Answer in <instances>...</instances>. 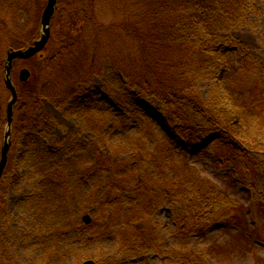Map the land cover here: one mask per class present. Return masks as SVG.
Returning a JSON list of instances; mask_svg holds the SVG:
<instances>
[{"label": "trees", "instance_id": "16d2710c", "mask_svg": "<svg viewBox=\"0 0 264 264\" xmlns=\"http://www.w3.org/2000/svg\"><path fill=\"white\" fill-rule=\"evenodd\" d=\"M24 1L7 0L12 6H2L0 0V154L10 100L4 83L6 54L38 39L39 26L33 28L27 21L44 8L31 6L34 0ZM256 1L74 0L66 4L69 7L58 2L51 40L41 56L29 60L30 82L19 83L22 62L14 63L12 79L19 100L9 162L0 183V262H7L12 249L1 224L8 215L5 178L17 168L24 170L23 180L27 173L37 180L25 204L43 264L64 262L76 246L96 244L113 233L119 239L118 254H164L156 220L163 205L174 207L178 242L177 249L165 254L166 264H206L210 258L225 264L219 247L202 249L189 243L193 235L204 232L212 215L220 219L228 214L225 192L195 177L183 148L167 143L149 147L144 139L132 138L114 147V138L127 133L129 122L113 119L86 94L94 92V81L109 66L127 83L130 95L139 91L163 105L188 147L217 135L206 147L214 144L223 163L235 165L237 175L247 182L239 172L253 169V154L264 152V108L258 99L244 95L249 89L245 73L252 68L261 76L263 70L247 45L231 33L248 23ZM104 14L111 16L109 23L100 20ZM207 81H217L210 99L198 92ZM254 86L258 91L257 81ZM44 102L57 109L70 107L87 137L71 141L61 153L54 151L58 143H33L35 135L43 140L52 122ZM255 124L253 141L244 128ZM83 208L96 215L91 226L82 225ZM238 228L236 236L252 245V237Z\"/></svg>", "mask_w": 264, "mask_h": 264}, {"label": "rangeland", "instance_id": "374dc122", "mask_svg": "<svg viewBox=\"0 0 264 264\" xmlns=\"http://www.w3.org/2000/svg\"><path fill=\"white\" fill-rule=\"evenodd\" d=\"M59 1L62 2L61 6L69 7L66 4H70L69 2L74 0ZM24 2L26 1L18 0V4ZM46 2L47 0H34L31 6L37 7L43 4L45 7ZM25 5H28V3ZM2 6L12 5L8 4L7 0H4ZM37 13L38 11L36 10L32 18L27 21L33 28L38 27L41 19L42 13L40 15ZM18 17L26 18L25 15H18ZM103 18L100 20L109 23L111 16L104 14ZM231 35L247 45L252 59L257 64L261 63V67L264 70V0L256 1L254 13H249L248 23L234 29ZM234 66H236V63H234ZM23 68L31 69L28 62L21 66V69ZM241 70L242 67H240L239 72ZM229 72L230 70L228 69L227 73ZM229 75L230 77L233 76L234 79L235 74L233 72ZM225 78L227 79V77ZM245 78L249 89L244 92V95L247 93L248 96L258 99L264 108V74L261 77L255 75L253 69L250 68L249 72L245 73ZM256 81L258 91L255 90L254 86ZM216 88L217 81H207L200 84L198 92L203 94L205 99H210L211 93ZM91 90L94 92L88 91L86 96L91 97L98 105L100 104L104 109L108 110L113 119H123L129 122L126 136L122 134L115 137L114 147H117L118 143L121 144L123 141L132 138L133 140L144 139L145 144H148L149 147L153 144L167 143L183 148L182 154L187 155L188 165L193 169V173L196 174L195 177L210 182L217 188L216 192H225L228 199L226 205L229 200L231 203L229 208L237 206L231 211L236 213L235 219L232 220V223H229L227 229L221 230L220 225L209 227L216 220L224 219L223 217L217 219L216 215H212L213 218L204 227V232L196 236L193 235L189 239L190 245L202 249L219 247L224 258L222 263L225 264H264V152H255L253 154V169L246 171L247 169L240 168L239 173L247 180V182H244L237 175L238 169L235 168V165L223 163L220 158L224 157L220 156L221 153L219 151L213 150L214 144L211 143V148L200 149L199 146L203 143L206 146L209 138L202 141L200 145L189 147L187 144L185 145L181 139V132L174 125L172 118L165 112L163 105L154 98L142 96L139 91H131L130 95L127 83L119 74L114 73L109 66L104 70L102 78L94 81ZM43 106L44 111L52 122L48 124L47 131H43V140L35 135L32 138L33 143H36L37 140H41L39 141L40 144H46V141L53 144L58 143L59 146L54 151L61 153L60 151L63 150V147L71 141H79L84 136L87 137L86 134L84 135L80 121L73 115L70 107L57 109L49 102H44ZM244 132H251L250 136L254 141L257 137L256 133H258L256 124L250 125L249 129L244 128ZM89 137L93 136L90 135ZM105 141L107 144L110 142L108 139H105ZM25 142L26 140H23L22 144ZM128 145L130 144H124L123 146L127 147ZM129 156L127 154L122 156L121 154V158ZM23 172V169L18 171L17 168H14L5 178V184L8 189L5 195L8 215L1 224L5 226L3 234L10 239L12 256L10 255V258L6 260L7 262L2 259L0 264H43L40 249L33 241V222L29 209L26 208L25 204L26 195L32 189V186H36L37 180L29 178L31 173H27L26 180H23L24 177L21 175ZM260 204L262 205L261 207ZM85 210L86 208H83L81 212ZM86 214L92 217L93 223L96 221L94 213L88 212ZM156 220L159 224V232L163 236L164 254L153 251L134 258L124 254L119 255V239L113 233L100 243L76 247L77 251L64 262L56 261L55 263L47 262L44 264H82L87 260H93L97 264H166L168 256L165 254L178 248V242L174 239L176 232L174 207L161 206L156 215ZM237 224L239 225L237 226ZM6 227L8 228L6 229ZM238 227H242L252 237L250 239L252 245L243 238L236 236V233L241 231ZM229 231L232 232V235L227 234ZM1 238L2 236L0 235ZM109 260H113L114 263L109 262ZM206 264H215L214 258L208 259Z\"/></svg>", "mask_w": 264, "mask_h": 264}, {"label": "water", "instance_id": "95a60500", "mask_svg": "<svg viewBox=\"0 0 264 264\" xmlns=\"http://www.w3.org/2000/svg\"><path fill=\"white\" fill-rule=\"evenodd\" d=\"M56 5L57 0H48L47 6L44 10L42 20H41V27H42V33L40 40L36 41L33 46L19 51H12L9 52L8 58L6 61V67H5V84L7 89L11 93V100L8 103L7 107V126H6V132L4 137V145L1 152V161H0V180L3 176V173L5 171L7 162H8V153L10 151L11 147V134H12V125L14 120V107L18 101V93L16 91V88L13 84L12 78H11V71L13 68V63L16 60H29L33 58L34 56L38 55L40 52L44 50V48L47 46L50 37H51V21L56 11ZM31 77V74L28 70L24 69L20 73V81L25 83L27 82ZM85 223H90L89 217H84ZM84 264H95L92 261L85 262Z\"/></svg>", "mask_w": 264, "mask_h": 264}]
</instances>
